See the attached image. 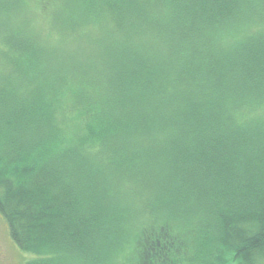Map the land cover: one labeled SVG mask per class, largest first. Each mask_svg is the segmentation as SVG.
<instances>
[{
	"label": "trees",
	"instance_id": "16d2710c",
	"mask_svg": "<svg viewBox=\"0 0 264 264\" xmlns=\"http://www.w3.org/2000/svg\"><path fill=\"white\" fill-rule=\"evenodd\" d=\"M40 1L54 42L0 0V214L27 264H264V0Z\"/></svg>",
	"mask_w": 264,
	"mask_h": 264
},
{
	"label": "rangeland",
	"instance_id": "374dc122",
	"mask_svg": "<svg viewBox=\"0 0 264 264\" xmlns=\"http://www.w3.org/2000/svg\"><path fill=\"white\" fill-rule=\"evenodd\" d=\"M2 3L8 2V0H1ZM26 2V0H25ZM29 5V13L27 9L24 10V12L19 13L16 17V24L18 27L26 30L29 29V33L32 34L34 40L38 39L37 35H40L42 40H48L51 42L56 41L57 37L55 34H52V31L50 29V22L48 18V12L46 9L42 6V3L40 0H27ZM12 12H15L14 9L11 10ZM38 32H36V29ZM40 39L37 40V43H41ZM110 58L106 59L104 62V65L102 68H106L105 63L110 62ZM59 63V62H58ZM71 64V61L66 58L62 61V66L69 67ZM56 67L57 66H51ZM6 70L0 71V73H5ZM27 85V80L23 82L22 89L24 90ZM61 105L60 112L63 108L67 111V103H66V96L64 99L58 101ZM63 113H59L60 120L63 123L64 129L63 133L66 137V139H70L71 137L77 138L79 136V133L81 132L80 127H75L73 125H69L71 123H64L61 119ZM34 257L32 253L24 252L20 250L17 245L13 242V240L10 237L9 229L6 220L4 217L0 214V264H27L29 260H31ZM135 263V262H134Z\"/></svg>",
	"mask_w": 264,
	"mask_h": 264
}]
</instances>
